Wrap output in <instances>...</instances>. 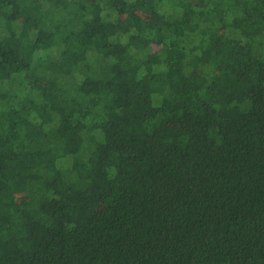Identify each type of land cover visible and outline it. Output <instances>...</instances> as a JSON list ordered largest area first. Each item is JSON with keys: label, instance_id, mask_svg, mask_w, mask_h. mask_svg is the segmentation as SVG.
<instances>
[{"label": "trees", "instance_id": "obj_1", "mask_svg": "<svg viewBox=\"0 0 264 264\" xmlns=\"http://www.w3.org/2000/svg\"><path fill=\"white\" fill-rule=\"evenodd\" d=\"M0 264H264V0H0Z\"/></svg>", "mask_w": 264, "mask_h": 264}]
</instances>
